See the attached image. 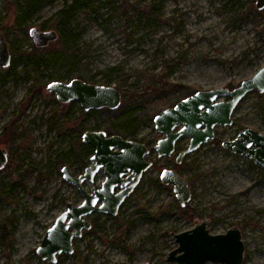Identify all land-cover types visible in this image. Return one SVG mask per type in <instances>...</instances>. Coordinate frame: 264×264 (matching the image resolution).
Listing matches in <instances>:
<instances>
[{"label": "rangeland", "instance_id": "1", "mask_svg": "<svg viewBox=\"0 0 264 264\" xmlns=\"http://www.w3.org/2000/svg\"><path fill=\"white\" fill-rule=\"evenodd\" d=\"M61 11L69 20L59 21ZM32 26L70 35L80 54L69 61L61 39L36 53ZM0 30L13 56L9 67L0 61V146L9 153L0 169V264H175L167 260L178 246L174 233L204 220L212 233L239 226L242 264H264V168L221 143L249 127L264 133V92H248L233 124L217 126L215 138L179 164L178 152L158 156L163 135L154 121L198 90L237 87L264 67V10L255 0H0ZM74 77L110 80L123 93L120 108L87 112L47 91L50 81ZM55 112L69 120L52 123ZM88 129L147 143L154 165L117 214L88 215L91 229L53 263L36 250L67 204L84 199L62 170L79 175L91 165L95 148L82 140ZM167 167L190 183L186 210L161 181ZM104 179L101 169L84 184L92 191Z\"/></svg>", "mask_w": 264, "mask_h": 264}, {"label": "water", "instance_id": "2", "mask_svg": "<svg viewBox=\"0 0 264 264\" xmlns=\"http://www.w3.org/2000/svg\"><path fill=\"white\" fill-rule=\"evenodd\" d=\"M255 6L263 11L264 0H255ZM29 34L39 48L48 47L59 38L58 31L42 30L38 26H32ZM12 60L10 46L0 30L1 64L9 67ZM255 89L264 92V67L237 87L201 89L160 111L154 121L156 128L165 136L155 144L158 156H171L176 151L177 141L183 136H190L189 146L177 156V163H181L187 154L215 138L217 126L232 125L235 109L247 93ZM47 91L54 93L61 103L78 102L85 111L116 110L123 101L119 87L80 77L68 81L52 80L47 85ZM226 97L229 99L226 100ZM82 140L95 148L91 165L79 175L74 174L68 165L62 171L65 179L79 187L84 199L79 204H67L36 250L42 259L53 263L58 261L59 254L73 253L74 239L81 237L85 229H91L93 224L88 215L94 212L117 214L145 172L154 165V161L148 158L151 148L145 142L120 134H108L104 129H88L83 133ZM223 146L233 153L248 156L264 168L263 132L246 128L234 139L223 141ZM8 161V150L0 146V169ZM101 169L105 174L101 186L92 191L87 189L84 182H93ZM160 177L164 184L172 186L180 205L186 207L192 199L189 181L172 167L164 168ZM208 222L198 221L190 229L174 233L178 246L168 253L167 260L175 264H205L211 260L220 264H242L246 245L241 228L233 226L226 232L212 233Z\"/></svg>", "mask_w": 264, "mask_h": 264}, {"label": "trees", "instance_id": "3", "mask_svg": "<svg viewBox=\"0 0 264 264\" xmlns=\"http://www.w3.org/2000/svg\"><path fill=\"white\" fill-rule=\"evenodd\" d=\"M26 12V11H25ZM24 12V13H25ZM24 13H22V14H24ZM69 15H68V13L66 12V11H61L60 13H59V21L60 22H63V20H66V19H68L69 20V17H68ZM63 34H64V32H63ZM62 33H61V35H59V38H58V40L59 39H61L62 40V50H61V52H62V54L64 55V56H66L67 57V59L70 61V59L73 57V56H78L79 54H80V50H79V47L77 46V40L76 39H74V38H72L70 35H63ZM58 40H56V41H58ZM55 41V42H56ZM55 42H53V43H55ZM52 44V43H51ZM36 46V45H35ZM35 48V51H36V53L37 52H41L42 50H45L46 48H48V47H45V48H39V47H34ZM35 59H30V61L29 62H37L38 63V61H34ZM13 61V60H12ZM164 78H165V76H164ZM109 82H110V80H109ZM109 82H106L107 84H109ZM72 102H74L75 103V101H72ZM63 104H68V103H63ZM120 108V107H119ZM104 109V108H103ZM105 109H108V110H112V109H110V108H105ZM91 111H93V110H91ZM87 112H90V111H87ZM61 118H64L66 121H68L69 120V118L68 117H66V116H63L62 114H60V113H57V112H55V114H54V116L50 119V121L53 123V122H58L59 121V119H61ZM129 122H126L125 124H124V126H129ZM16 132V130H14L12 133H15ZM108 134H119V133H117V132H109L108 131ZM120 135H122L123 137H125V138H128V136H126L125 134H120ZM133 139V138H132ZM135 140H137V139H135ZM182 207V206H181ZM184 209H185V207H184ZM186 210V209H185Z\"/></svg>", "mask_w": 264, "mask_h": 264}, {"label": "flooded vegetation", "instance_id": "4", "mask_svg": "<svg viewBox=\"0 0 264 264\" xmlns=\"http://www.w3.org/2000/svg\"><path fill=\"white\" fill-rule=\"evenodd\" d=\"M255 90H257V89H255ZM225 99L227 100V99H229V97H226ZM174 105H175V104H174ZM233 122H234V121H233ZM216 128H217V127H216ZM176 129H178V128H176ZM162 135H163V137L165 136V134H163V133H162ZM237 135H238V134H237ZM237 135H236V136H237ZM236 136H235V137H236ZM185 137H188V139H189V142H188V144H187V147L189 146V143H190V139H191V137H190V136H183V137H181V138L177 141V143H176V151H175V152H178V153H177V156H178V154H179L182 150H184V149L187 148V147H186V148H184V149L179 150V143H180V142L182 141V139H184ZM235 137H234V138H235ZM234 138H233V139H234ZM221 143H222V145H223V141H222ZM146 144H147V143H146ZM147 145H148V144H147ZM148 146H149V145H148ZM149 147H150V146H149ZM223 147H224V146H223ZM178 150H179V151H178ZM177 156H176V162H177ZM150 160H151V159H150ZM178 164H179V163H178ZM178 171H179V170H178ZM179 172H180V171H179ZM192 195H193V192H192Z\"/></svg>", "mask_w": 264, "mask_h": 264}]
</instances>
